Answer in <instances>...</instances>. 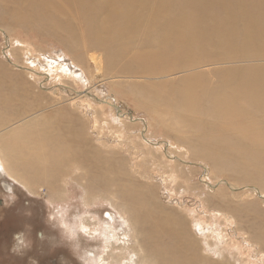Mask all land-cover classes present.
<instances>
[{
	"label": "rangeland",
	"instance_id": "374dc122",
	"mask_svg": "<svg viewBox=\"0 0 264 264\" xmlns=\"http://www.w3.org/2000/svg\"><path fill=\"white\" fill-rule=\"evenodd\" d=\"M186 12L192 15L196 11L188 8ZM56 18L78 28L84 25L78 18ZM32 32L0 22V64L9 75H20L19 81L26 79V85L31 84L29 102L35 103L36 96H40L39 105L47 106L44 111L22 115L9 130L31 126L38 133L44 123L54 122L53 150L57 147L71 154L70 170L56 177L59 190L54 192L64 197L55 194V199L61 200L52 201L51 185L34 176L28 167L33 164L29 152L16 154L15 173L10 174L4 170L8 165L4 147L18 146L13 141L0 145V264H31V260L38 264H119V255L124 256L121 264H150L144 256L148 241L138 238L119 196L127 187L141 188L144 196L150 194L149 203L140 205L142 213L153 215L151 220L145 219L147 225L159 222V215L172 222L177 238L187 241L184 250L198 254L200 264H264V197L259 195L264 196V190L255 182L238 181L239 169L252 168L244 161L230 160L225 168L228 172L219 173L209 155L214 152L213 137H243L235 131L255 129L230 123L221 125L222 130L233 131L215 133L213 118H208L205 130V115L187 114L181 118L179 113L167 112L144 99L141 88L145 85L179 82L185 75L175 73L165 78L159 74L136 77L124 73V68L136 65L134 57L145 44L126 45L127 52L116 46L110 64H106L111 42L107 54L92 51L94 48L88 45L77 46L71 52L46 31L37 36ZM155 36L151 47L158 46ZM79 41L84 45L85 38L81 35ZM92 53L103 55L102 69L91 62ZM226 63L208 64L203 69L205 80L211 84L217 81L210 73L214 68L225 71L223 68L236 65L263 66L264 59ZM36 150L42 154L44 148ZM203 154L210 157L201 158ZM84 160L95 165L83 168ZM35 162L42 168L47 164L46 160ZM108 171L110 187L114 180L116 185L107 197L88 199L82 186L71 179L73 174ZM4 182L11 190L4 188ZM228 185L247 189L233 191ZM180 224L185 227L182 229ZM18 232L26 233L31 241L30 250L22 255L10 251ZM41 232L44 240L39 238Z\"/></svg>",
	"mask_w": 264,
	"mask_h": 264
},
{
	"label": "bare ground",
	"instance_id": "6f19581e",
	"mask_svg": "<svg viewBox=\"0 0 264 264\" xmlns=\"http://www.w3.org/2000/svg\"><path fill=\"white\" fill-rule=\"evenodd\" d=\"M188 8L196 12L187 14ZM57 15L65 20L78 18L84 25L78 28L67 21H60ZM0 22L24 31H35L32 32L34 36L46 31L45 34L66 45L71 52L77 46L88 45L94 48L92 51L106 53L111 42L110 59L106 64H110L116 46L127 52L126 45L145 44L144 49L134 57L136 65L124 68V73L136 77L159 74L165 78L175 73L185 75L179 82L145 85L141 91L149 98L144 96V99L165 108L167 112L179 113L181 118L187 114L205 115L202 125L205 130L209 127L208 118H213L215 125L212 130L215 133H230L233 130L225 131L221 127L230 123L255 129L254 132L235 131L243 137L237 134L232 138L213 137L211 145L214 152L209 155L215 160L214 167L219 173L228 172L225 168L230 160L244 161L252 168L239 169L238 181L255 182L264 190V65H224L228 67L223 68L225 71L214 68L210 73L217 81L212 84L205 80L203 70L213 62L217 66L221 61L228 64L264 59V0H0ZM151 27L158 28V31H150ZM61 33L64 34L61 36ZM81 35L85 38L84 45L79 41ZM154 35L159 40L157 47L150 46ZM231 46L232 49H229ZM90 58L96 67L103 68L105 61L102 54L92 53ZM20 78V75H9L7 68L0 64V145L13 141L18 146V149L11 145L4 147L8 163L4 170L15 173L16 154L29 152L33 160L32 166L28 165L31 173L51 185L52 195L49 197L52 201L61 200L64 194L54 192L59 190L56 177L69 172L71 154L65 150L58 151L57 147L53 150L51 128L54 122L44 123L38 133L31 126L16 132L9 130L13 127L10 124L22 115L47 109V106L39 105L40 96H36L35 103L29 102L32 86L29 83L26 85V79L19 81ZM29 148L37 155L33 156ZM39 148H44L42 154L36 150ZM209 157L207 154L201 156ZM38 159L47 161L45 168L36 165ZM81 164H85L83 168L95 165L87 160ZM109 173L85 172L77 176L73 174L71 179L82 186L88 199L97 195L107 197L113 194L116 185L114 180L110 187ZM228 186L233 191L247 189ZM4 188L11 190L8 182H4ZM139 189L127 187L119 192V196H122L124 211L130 215L138 238L148 241L144 253L148 262L200 264L198 254L192 255L184 250L187 241L177 238L172 222L159 215V222L147 225L145 219L151 220L153 215L142 213L140 205L149 203L150 194L144 196ZM30 192H34L33 188ZM55 194L62 198L55 199ZM259 195L264 197L261 193ZM107 215L111 220L112 215ZM84 225L82 227L87 226ZM184 227L181 225L182 229ZM117 257V263L121 264L124 256Z\"/></svg>",
	"mask_w": 264,
	"mask_h": 264
},
{
	"label": "clouds",
	"instance_id": "9594fccd",
	"mask_svg": "<svg viewBox=\"0 0 264 264\" xmlns=\"http://www.w3.org/2000/svg\"><path fill=\"white\" fill-rule=\"evenodd\" d=\"M52 219H55V217H51ZM62 227H65L64 225H61ZM81 232L84 235H87V232L84 229H81ZM39 238L41 240L45 239V235L43 232L39 233ZM14 244L10 251L15 255H22L26 251L30 250L31 248V241L26 233L24 232H18L14 236ZM79 259V258H77ZM31 264H38V261L31 260ZM82 264V262H81Z\"/></svg>",
	"mask_w": 264,
	"mask_h": 264
}]
</instances>
